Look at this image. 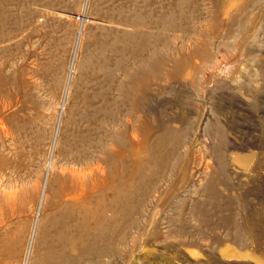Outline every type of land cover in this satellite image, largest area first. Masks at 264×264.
Returning a JSON list of instances; mask_svg holds the SVG:
<instances>
[{
  "label": "rangeland",
  "instance_id": "1",
  "mask_svg": "<svg viewBox=\"0 0 264 264\" xmlns=\"http://www.w3.org/2000/svg\"><path fill=\"white\" fill-rule=\"evenodd\" d=\"M0 105V264H264V0H0Z\"/></svg>",
  "mask_w": 264,
  "mask_h": 264
},
{
  "label": "bare ground",
  "instance_id": "2",
  "mask_svg": "<svg viewBox=\"0 0 264 264\" xmlns=\"http://www.w3.org/2000/svg\"><path fill=\"white\" fill-rule=\"evenodd\" d=\"M168 52V51H167ZM166 52V54H168ZM166 54H164V56H167ZM163 56V55H162ZM163 56V57H164ZM169 56H167V58H168ZM166 58V57H165ZM169 59V58H168ZM144 67V66H143ZM4 103H2L1 105H3ZM0 105V106H1ZM4 105H6V104H4ZM4 110V109H3ZM11 122V121H10ZM3 126V127H2ZM0 128H1V131H3V132H5V130L3 129V128H5L4 127V125H3V123L0 121ZM4 134V133H3ZM8 134V133H7ZM3 137V136H2ZM7 139H8V137H7ZM235 157V158H234ZM233 157V159H234V162L237 164V165H240V166H245L246 165V163H247V155H242V156H234ZM51 169V168H50ZM76 170V169H75ZM63 172V171H62ZM4 173V172H3ZM73 173V172H72ZM0 175H1V173H0ZM4 175V174H3ZM3 175H1L2 177H3ZM10 175H12V174H10ZM9 175V176H10ZM1 176H0V178H1ZM80 176V175H79ZM11 177V176H10ZM81 177H82V175H81ZM9 178V177H8ZM7 178V179H8ZM71 178H72V176H71ZM6 179V180H7ZM1 180V179H0ZM1 181H3V180H1ZM12 181V180H11ZM1 183V182H0ZM4 183H7V181L6 182H4ZM3 183V184H4ZM3 186V188L2 187H0V188H2V189H4V185H2ZM7 187H6V189H8V185H6ZM10 186V185H9ZM47 186V185H46ZM64 187V186H63ZM77 187V186H76ZM11 188H13V187H11ZM5 189V190H6ZM63 189V188H62ZM13 190V189H12ZM65 190V189H64ZM4 191V190H3ZM6 192H7V190H6ZM5 192V193H6ZM22 192V191H21ZM10 193H11V191H10ZM64 193V192H63ZM4 195V194H3ZM11 195V194H10ZM15 195V194H14ZM6 198V197H5ZM8 198H9V196H8ZM10 199H11V197H10ZM14 200V199H13ZM6 201V200H5ZM83 204V203H82ZM86 204V203H85ZM6 205V204H5ZM76 206L78 205V204H75ZM74 206V205H73ZM85 206V205H84ZM83 207V206H82ZM80 208H81V206H80ZM85 208V207H84ZM84 210V209H83ZM198 252V251H197ZM219 252V255L222 257V258H238V257H241V256H244V254L246 253H243V252H241V251H239L237 248H235L234 246H232V245H225V246H223V247H221L220 248V250L218 251ZM249 253V252H248ZM247 253V254H248ZM246 254V255H247Z\"/></svg>",
  "mask_w": 264,
  "mask_h": 264
}]
</instances>
